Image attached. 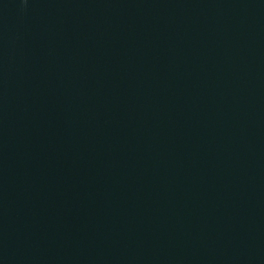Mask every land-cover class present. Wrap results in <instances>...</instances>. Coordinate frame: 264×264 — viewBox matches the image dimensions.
Returning <instances> with one entry per match:
<instances>
[{
	"label": "water",
	"instance_id": "water-1",
	"mask_svg": "<svg viewBox=\"0 0 264 264\" xmlns=\"http://www.w3.org/2000/svg\"><path fill=\"white\" fill-rule=\"evenodd\" d=\"M0 264H264V0H0Z\"/></svg>",
	"mask_w": 264,
	"mask_h": 264
}]
</instances>
